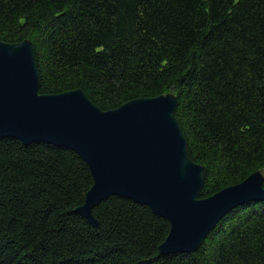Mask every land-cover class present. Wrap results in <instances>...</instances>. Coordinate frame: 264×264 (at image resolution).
Segmentation results:
<instances>
[{
	"label": "trees",
	"instance_id": "trees-1",
	"mask_svg": "<svg viewBox=\"0 0 264 264\" xmlns=\"http://www.w3.org/2000/svg\"><path fill=\"white\" fill-rule=\"evenodd\" d=\"M30 40L39 93L80 89L97 107L176 96L199 198L264 173V0H0V41ZM93 185L74 151L0 139V264H264V201L227 213L188 254L160 255L170 224ZM264 187V184H263Z\"/></svg>",
	"mask_w": 264,
	"mask_h": 264
},
{
	"label": "water",
	"instance_id": "water-1",
	"mask_svg": "<svg viewBox=\"0 0 264 264\" xmlns=\"http://www.w3.org/2000/svg\"><path fill=\"white\" fill-rule=\"evenodd\" d=\"M30 40L0 41V139L68 148L88 165L93 185L76 212L93 227V209L112 196L144 204L168 220L160 255L196 252L235 207L264 201V173L199 198L207 168L195 163L175 117L176 96L138 98L102 110L80 89L39 93Z\"/></svg>",
	"mask_w": 264,
	"mask_h": 264
}]
</instances>
